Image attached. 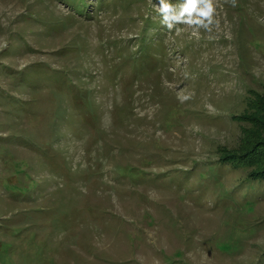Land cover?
<instances>
[{
  "label": "rangeland",
  "instance_id": "1",
  "mask_svg": "<svg viewBox=\"0 0 264 264\" xmlns=\"http://www.w3.org/2000/svg\"><path fill=\"white\" fill-rule=\"evenodd\" d=\"M215 20L0 0V264H264V179L225 159L264 97V0Z\"/></svg>",
  "mask_w": 264,
  "mask_h": 264
},
{
  "label": "clouds",
  "instance_id": "2",
  "mask_svg": "<svg viewBox=\"0 0 264 264\" xmlns=\"http://www.w3.org/2000/svg\"><path fill=\"white\" fill-rule=\"evenodd\" d=\"M225 2L235 7L237 0ZM149 4L158 15L160 25L169 32L174 30L180 34L185 28L210 31L217 23L215 20L217 0H177L176 3H172L171 0H158V3H153V0H149ZM189 98L178 96L181 102Z\"/></svg>",
  "mask_w": 264,
  "mask_h": 264
},
{
  "label": "trees",
  "instance_id": "3",
  "mask_svg": "<svg viewBox=\"0 0 264 264\" xmlns=\"http://www.w3.org/2000/svg\"><path fill=\"white\" fill-rule=\"evenodd\" d=\"M251 109L255 112L249 117L254 130L246 129L239 154H228L226 160L236 165L255 166L251 176L264 179V97L250 102Z\"/></svg>",
  "mask_w": 264,
  "mask_h": 264
}]
</instances>
